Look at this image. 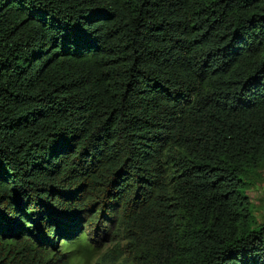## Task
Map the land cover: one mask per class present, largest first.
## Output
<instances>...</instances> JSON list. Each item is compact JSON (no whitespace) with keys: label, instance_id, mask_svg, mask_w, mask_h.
Segmentation results:
<instances>
[{"label":"trees","instance_id":"16d2710c","mask_svg":"<svg viewBox=\"0 0 264 264\" xmlns=\"http://www.w3.org/2000/svg\"><path fill=\"white\" fill-rule=\"evenodd\" d=\"M261 167L264 0H0V264H264Z\"/></svg>","mask_w":264,"mask_h":264},{"label":"rangeland","instance_id":"374dc122","mask_svg":"<svg viewBox=\"0 0 264 264\" xmlns=\"http://www.w3.org/2000/svg\"><path fill=\"white\" fill-rule=\"evenodd\" d=\"M245 186L246 194L252 205L253 218L256 223H263L264 167L249 172L245 176ZM93 225L88 227L87 231H84L90 234L89 239L91 240L93 249L89 252L80 254L77 259L72 260L70 264H118L124 255L130 253V249L133 248L134 243L133 240L129 238L131 236L122 228L116 229V226L109 225L110 231L104 233L105 237L96 238L93 229L95 226ZM72 226L73 225L70 226L71 229L73 228ZM58 243L57 241L56 245H58Z\"/></svg>","mask_w":264,"mask_h":264},{"label":"water","instance_id":"95a60500","mask_svg":"<svg viewBox=\"0 0 264 264\" xmlns=\"http://www.w3.org/2000/svg\"><path fill=\"white\" fill-rule=\"evenodd\" d=\"M79 230H81V228Z\"/></svg>","mask_w":264,"mask_h":264}]
</instances>
